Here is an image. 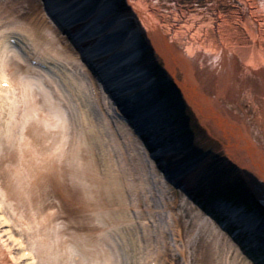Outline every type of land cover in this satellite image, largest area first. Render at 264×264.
Here are the masks:
<instances>
[{"label": "rangeland", "instance_id": "rangeland-1", "mask_svg": "<svg viewBox=\"0 0 264 264\" xmlns=\"http://www.w3.org/2000/svg\"><path fill=\"white\" fill-rule=\"evenodd\" d=\"M6 1L0 0L6 5H0V215L9 225L2 227L0 217V242L14 246L9 236H19L31 254L19 264H253L259 255H242L220 230H229L227 222L235 230L242 226L230 223L212 202L222 197L257 210L260 221L264 208L253 202L240 169L209 135L149 44L143 40L153 91L171 111L164 145L180 151L182 162L208 158L217 167L218 191L185 192L167 178V162L151 134L141 135L116 113L113 98L70 37L51 26L44 0ZM172 3L183 12L237 9L235 0H159L156 7L170 16ZM116 4L128 12L125 0ZM14 32L32 43V54L65 67L56 75L43 73L37 84L41 71L8 42ZM257 228L260 242L264 230ZM246 234L234 238L244 244ZM18 250L13 248V256Z\"/></svg>", "mask_w": 264, "mask_h": 264}, {"label": "bare ground", "instance_id": "bare-ground-1", "mask_svg": "<svg viewBox=\"0 0 264 264\" xmlns=\"http://www.w3.org/2000/svg\"><path fill=\"white\" fill-rule=\"evenodd\" d=\"M125 1L128 12L118 10L116 0H44L51 26L70 37L98 85L113 98L110 102L116 113L141 135L151 134L150 142L167 162L163 170L170 181L185 192L211 194L219 189L213 182H217V167L208 158L182 162L180 151L164 145L163 140L170 137L171 111L153 91L156 82L148 74L143 40L163 62L170 81L209 135L222 144L229 161L240 169L239 176L249 185L253 202L264 208V0H235L236 10L218 13L183 12L172 3L170 16L158 11L159 0ZM166 15L168 19L163 20ZM11 38L8 42L15 53L41 71L34 80L37 84L43 73L56 75L65 67L60 60L32 54V43L23 34L14 32ZM61 113L60 119L67 121ZM212 205L229 217L230 223L242 226L237 228L239 233L228 222L224 226L229 230L220 228L230 243L246 257L253 256L254 250L259 258H251L253 264H264V248H260L264 236L260 242L257 238V224L264 230V221L258 220L260 213L222 197ZM0 217L2 227L9 225L6 216ZM203 220L211 222L209 216ZM240 233H247L244 244L234 238ZM9 238L14 246L0 242V264H19L31 258L19 236L10 234ZM13 248L19 249V256H13Z\"/></svg>", "mask_w": 264, "mask_h": 264}]
</instances>
